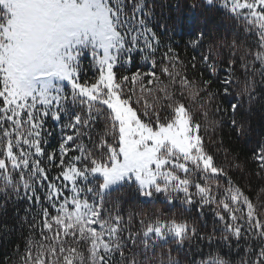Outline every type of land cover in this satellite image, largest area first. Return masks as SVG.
<instances>
[{"label":"snow or ice","instance_id":"obj_1","mask_svg":"<svg viewBox=\"0 0 264 264\" xmlns=\"http://www.w3.org/2000/svg\"><path fill=\"white\" fill-rule=\"evenodd\" d=\"M158 7L0 0V213L12 205L28 228L0 264H264V187L253 202L231 175L264 181V142L241 161L208 135L247 138L264 111V0H190L189 17ZM220 12L231 39L208 26ZM125 188L183 207L136 229L110 200Z\"/></svg>","mask_w":264,"mask_h":264},{"label":"trees","instance_id":"obj_2","mask_svg":"<svg viewBox=\"0 0 264 264\" xmlns=\"http://www.w3.org/2000/svg\"><path fill=\"white\" fill-rule=\"evenodd\" d=\"M158 11H163L165 15H180L182 17H189L190 13L188 10V4L190 0H157ZM179 3L180 11L177 13L176 6ZM223 12L211 14L207 20L208 26L211 28L216 29L217 34L220 36H227L231 39V35L235 30L233 27V22L225 21L223 18ZM205 21L203 18L199 20L200 24H203ZM189 39L188 36H184L183 39L179 35L175 36V40L179 42L176 45V51L179 56L185 60L186 63L191 61V56L193 52L191 48H184L187 40ZM159 60V55L157 56ZM85 68L88 69V62L85 61ZM148 68H151V65H148ZM135 70V69H133ZM188 76L193 79H201L200 72H195L194 70L189 69ZM88 77H92L93 73L91 70L87 71ZM210 76L209 72H204L203 78H208ZM187 103V101H186ZM207 105V101H205ZM216 103H222V100L218 97ZM213 116V112L209 109V119ZM197 118L201 119V123L206 125V122L199 116L197 113ZM251 133L249 137L238 139L234 132H230L227 128L224 129H217L216 132H212L209 128L208 135L213 137L219 141H223L224 148L230 151L233 155H239L241 161H246L250 158L252 154V150L256 148V146L262 142H264V111L257 105L253 109V114L251 116ZM53 143H55V139H53ZM217 145L210 144L209 148L213 151L214 154L218 156L219 162L225 163L223 157L224 153H216ZM246 171L248 173H254L255 169L251 163L247 164ZM231 175L237 182L245 189L247 194H249L250 198L253 202L256 201V195L259 192L260 188L264 187V181H262L257 176L250 175L246 179H241V174L238 172H232ZM110 200L115 202L119 201V211L124 216L125 221H127L129 213L133 215L132 226L133 228L138 229L140 227L139 220L141 218H148L152 217L154 214L159 215L163 213L164 215H172L176 213L181 207L179 201H176V208H173L171 205L167 203L165 198L160 195L155 200H148L146 198L140 197L135 190L130 188H125L119 193H113ZM25 202H20L17 205V210L19 211V217L23 218L25 216L24 208L26 207ZM112 205L109 204V207ZM194 214H198L197 210H194ZM29 219H31V215H29ZM215 219L214 213L212 211H206L205 217L202 218V222H206L208 226V230L210 231L213 226V220ZM7 223L9 227L12 229L9 235L6 237L0 234V257H3L5 253L7 255H12L15 245L19 244L23 246V239L22 235H27L28 228L25 226L22 230L20 227V222L16 218L13 212V206H8L7 215L0 213V224Z\"/></svg>","mask_w":264,"mask_h":264}]
</instances>
